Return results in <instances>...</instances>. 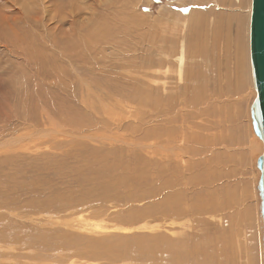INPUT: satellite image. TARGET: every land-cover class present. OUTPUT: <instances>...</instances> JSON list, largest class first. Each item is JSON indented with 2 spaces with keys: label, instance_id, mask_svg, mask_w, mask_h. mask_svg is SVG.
Here are the masks:
<instances>
[{
  "label": "rangeland",
  "instance_id": "rangeland-1",
  "mask_svg": "<svg viewBox=\"0 0 264 264\" xmlns=\"http://www.w3.org/2000/svg\"><path fill=\"white\" fill-rule=\"evenodd\" d=\"M250 7L0 0L1 262L264 264Z\"/></svg>",
  "mask_w": 264,
  "mask_h": 264
},
{
  "label": "water",
  "instance_id": "water-1",
  "mask_svg": "<svg viewBox=\"0 0 264 264\" xmlns=\"http://www.w3.org/2000/svg\"><path fill=\"white\" fill-rule=\"evenodd\" d=\"M250 60L257 95L251 105L255 132L264 142V0H252L250 17ZM260 170L259 189L262 196L264 221V149L258 158Z\"/></svg>",
  "mask_w": 264,
  "mask_h": 264
},
{
  "label": "bare ground",
  "instance_id": "bare-ground-1",
  "mask_svg": "<svg viewBox=\"0 0 264 264\" xmlns=\"http://www.w3.org/2000/svg\"><path fill=\"white\" fill-rule=\"evenodd\" d=\"M239 1H241V0H239ZM217 3H219V1H217ZM219 5V4H218ZM224 5V4H223ZM222 6V5H221ZM250 13H251V7H250ZM250 64H251V60H250ZM251 72H252V70H251ZM252 80H253V76H252ZM253 85H254V82H253ZM254 89H255V86H254ZM255 91H256V89H255ZM256 93V95H257V91L255 92ZM251 117H252V114H251ZM252 122H253V120H252ZM253 128H254V126H253ZM252 128V129H253ZM255 130V129H254ZM254 132V138H253V140H254V142H255V148H257V150L259 149V151L260 152H263V149H264V142H263V140H262V138L255 132V131H253ZM0 201H1V198H0ZM99 226V225H98ZM1 236H3V233H0V237ZM3 238V237H2ZM3 256H1V258H2ZM3 262H1L0 261V264H17V263H13L12 261V257L10 258L9 256L8 257H6L4 260H2ZM22 264V263H21Z\"/></svg>",
  "mask_w": 264,
  "mask_h": 264
}]
</instances>
